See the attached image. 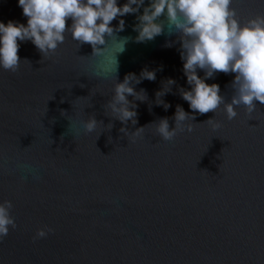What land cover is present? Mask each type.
Instances as JSON below:
<instances>
[{
  "label": "water",
  "instance_id": "obj_1",
  "mask_svg": "<svg viewBox=\"0 0 264 264\" xmlns=\"http://www.w3.org/2000/svg\"><path fill=\"white\" fill-rule=\"evenodd\" d=\"M231 7L242 23L264 14V0ZM123 19L115 36L129 40L115 56L110 41L109 79L94 75L91 46L67 34L46 56L21 42L18 69L0 68V203L11 202L15 221L0 240V264H264V105L251 114L241 105L231 120L221 105L197 114L192 132L160 138L154 123L167 117L174 127L176 106L190 111L179 94L188 88L180 44L166 31L135 42V17ZM9 20L27 23L18 0H0V22ZM115 58L119 82L145 68L156 73L136 85L147 95L136 101L138 136L120 133L123 125L105 115ZM168 78L176 84L161 97L171 105L165 111L155 94ZM233 79L217 73L206 82L230 102ZM93 115L103 126L83 131ZM40 229L51 231L36 238Z\"/></svg>",
  "mask_w": 264,
  "mask_h": 264
},
{
  "label": "clouds",
  "instance_id": "obj_2",
  "mask_svg": "<svg viewBox=\"0 0 264 264\" xmlns=\"http://www.w3.org/2000/svg\"><path fill=\"white\" fill-rule=\"evenodd\" d=\"M231 4L232 0H125L123 4L120 0H18L27 23L0 22V68L13 72L18 69L21 42L30 41L42 56H46L64 43L67 34L79 46H91L92 55L98 57L94 75L109 79L112 71L104 66L109 43L111 41L119 49L114 56L124 51L129 38L117 40L115 33L125 30L123 17L133 15L135 42L152 41L166 31L169 36L175 35L180 44L178 51L188 88L180 87L179 94L190 111L177 105L172 117L174 127H170L167 117L154 123L158 136L170 141L178 131L192 132L197 114H215L224 105L227 118L231 120L237 116L235 109L241 105L249 114L256 110L257 102L264 105V14L242 23ZM114 20L118 21L116 27L112 26ZM117 68L115 58L116 82L104 106L105 115L123 125L120 133L127 137L138 136L144 127L135 128L138 123L136 101L145 102L147 95L144 89L136 91V85L143 80L155 81L156 73L145 68L139 76L128 73L119 82ZM217 73L234 74L230 102L225 101L218 84L206 82ZM166 83L167 90L163 87L155 94L156 105L163 106L165 111L171 105L161 97L171 92L176 81L168 78ZM205 122L213 123L214 118ZM129 124L135 131H129ZM97 125L103 126V121L98 122L94 115L81 124L83 131L88 133L94 132ZM213 126L218 128L219 124L213 123ZM72 128L71 122L70 130ZM112 128L113 124L109 123L107 129ZM11 208L10 201L0 203V240L8 235L9 226L15 228ZM50 231L40 229L36 238H44Z\"/></svg>",
  "mask_w": 264,
  "mask_h": 264
}]
</instances>
